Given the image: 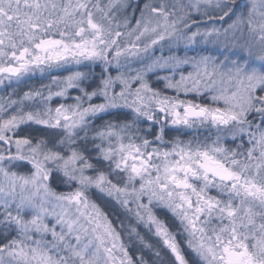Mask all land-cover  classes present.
Masks as SVG:
<instances>
[{
  "label": "snow or ice",
  "instance_id": "6c2138e0",
  "mask_svg": "<svg viewBox=\"0 0 264 264\" xmlns=\"http://www.w3.org/2000/svg\"><path fill=\"white\" fill-rule=\"evenodd\" d=\"M129 6V0H0V86L9 89L0 97V264H147L129 255L126 226L90 198L93 188L154 228L172 264H190L178 235L187 237L192 264H264V0H146L138 18L121 15ZM209 42L224 48L223 59L173 51ZM97 62L104 73L121 71L88 91L81 84L91 74L71 68ZM189 65L193 71L185 75L181 68ZM157 71L168 73L157 77L163 91L147 79ZM37 74L50 83L17 95L13 85ZM70 89L79 91L74 103L53 109V97L67 98ZM208 93L211 103L181 98ZM121 109L131 118L95 126ZM253 114L256 120L248 118ZM32 124L50 135L18 134ZM169 130L178 135L166 140ZM229 138L240 142L229 147ZM22 163L29 173L13 170ZM53 172L73 190L54 191ZM156 206L172 214L180 232L154 214ZM127 229L139 236L136 227Z\"/></svg>",
  "mask_w": 264,
  "mask_h": 264
},
{
  "label": "trees",
  "instance_id": "16d2710c",
  "mask_svg": "<svg viewBox=\"0 0 264 264\" xmlns=\"http://www.w3.org/2000/svg\"><path fill=\"white\" fill-rule=\"evenodd\" d=\"M146 1V0H142ZM94 73V78L89 77L88 82H86L87 90H93L94 88H97L100 84V75H98L99 70L97 66H94V69L92 70ZM48 80H43L42 78L39 79L38 77H33L32 79L25 80L23 84H21L19 87H16L13 85V88H16L17 95H22L24 91H27L29 88H40L41 85L47 84ZM155 87H158L155 82H152ZM9 89L4 88V90L0 91V97L6 96ZM15 98V97H14ZM129 119V114L127 111H114L110 112L108 115H104L101 119H97L95 121V126L98 123L105 122V121H124ZM19 135H30L32 137L39 138L41 136L47 138L50 135V132L46 131L44 128L38 125H29L22 127L19 130ZM193 133L190 132V134L184 135L181 138L184 140H187L191 137ZM178 133L175 131L169 130L167 135L165 136L166 140H171L172 138L176 137ZM203 136V134H201ZM246 141V139H245ZM240 141H236V143H239ZM236 143H228L227 146L229 147H235ZM91 147V144L89 145ZM247 143L245 142V148H247ZM91 155L92 157H95V152L86 153ZM92 163H96L98 166L102 167V170L107 171V166L104 163H97L95 159L91 161ZM111 178V177H110ZM50 187L57 192H68L70 191L69 185L66 184L62 179H57L56 175L52 174V177L49 181ZM95 201L101 206V208L109 214L110 219H112L117 225H119L120 221H123L124 225L126 226L125 232L122 234L124 238V243L129 249V255L133 257L135 260L138 256H143L144 259L147 261V264H172L173 258L169 254V251L163 246L162 241L155 235L151 233H146V229L143 227H137L134 223L131 222L129 217L126 216V213L124 212L123 208L118 206L115 201L112 199H104L100 197L97 194H91ZM157 217L160 218L162 221H164L167 226L172 230L174 233L177 232V220L168 212H165L163 209H160L159 211H156ZM131 225L133 227H136L137 232L139 233V236L136 234H128L127 226ZM179 236V235H178ZM140 237H143V241H141ZM4 239L3 234L0 233V242H2ZM145 244H150L153 247L147 248L145 247ZM186 255V258L189 260L190 264H192V261L194 260L193 253L186 248L184 245L181 247ZM159 250L160 251V257L157 258L154 255V251Z\"/></svg>",
  "mask_w": 264,
  "mask_h": 264
},
{
  "label": "rangeland",
  "instance_id": "374dc122",
  "mask_svg": "<svg viewBox=\"0 0 264 264\" xmlns=\"http://www.w3.org/2000/svg\"><path fill=\"white\" fill-rule=\"evenodd\" d=\"M146 2V1H145ZM144 1H142V0H129V4H130V6L124 11V12H122L121 13V15L123 16V15H129V16H132V15H134L135 17H139L140 16V8H142L143 7V4L145 3ZM167 2L169 3V4H171V3H173L174 2V0H167ZM184 2L186 3L187 2V0H184ZM241 2L242 3H247V2H249V0H241ZM194 19H199V17H196V16H194L193 17ZM132 24L134 25L135 24V19H132ZM230 22V21H229ZM210 26V25H209ZM201 27L203 28L204 27V25H201ZM193 31H195V28H193L192 29ZM239 43H243V41H239ZM173 51L174 52H177V54L178 55H180L181 57H183V56H189V57H193V56H198V55H211V56H215V57H218V59H223L224 58V55H222V53H224L225 52V50H224V48L221 46V45H219V44H214V43H211V42H209V43H207V44H204V43H197V44H195V45H190V46H188V48H185V46L183 45V44H181L180 46H179V49L177 50L176 48H174L173 49ZM157 55H160L161 53L159 52V51H157V53H156ZM163 54L164 55H169L170 53L168 52V50H167V48H165L164 49V52H163ZM236 57H231V59H235ZM96 66H97V68H98V70H99V73H98V75H100V79H102L103 78V76H106V75H111L112 77H115V76H117L118 75V73L121 71V69H117V68H115V66H113L111 69H110V71L109 72H107V73H104L103 72V64L102 63H99V62H97L96 64H95ZM95 65H89V67L88 68H83V67H81V68H79V69H77L76 67H72L71 68V70L72 71H76V70H80V71H86V72H89L91 75L89 76V77H93L94 78V73L92 72V70L94 69V66ZM139 67V65L138 64H136V63H133V64H131V68H133V69H135V68H138ZM123 71H125V72H127L128 71V69L127 68H124L123 69ZM181 71H183V73L186 75L189 71H193V69H192V67L189 65V66H183L182 68H181ZM69 73L68 72H64V71H56V72H54L53 73V75H55V76H59V77H63V76H66V75H68ZM168 73L167 72H164V71H157L155 74H149V76L147 77V79H148V81H149V83L151 84V86L152 87H154V88H157V89H160V90H164V81H157V77L158 76H163V75H167ZM179 75H180V73L179 72H177L176 73V77L177 78H179ZM34 77H38L39 79H41V77L39 76V74H37L36 76H34ZM43 80H48L47 81V84H43V85H48L49 83H50V81H51V77L49 76V77H46V78H42ZM86 82H88V79H86L85 81H83L82 82V84H81V87H85V88H87V85H86ZM152 82H155L156 84H157V86H159V88L158 87H155L154 85H153V83ZM99 86V85H98ZM136 85H134V87H135ZM4 88L5 87H3V86H0V91L1 90H4ZM95 89V88H94ZM114 89H115V91L116 92H119L120 91V85H119V82H117L115 85H114ZM52 91L53 92H56V91H59V88L58 87H56V86H53L52 87ZM89 91H92V89L91 90H89ZM48 94V89L47 88H45L44 89V95H47ZM165 94L166 95H175V93H173V92H171V91H167V92H165ZM76 95H79V91L78 90H72V89H70L69 90V92H68V97L67 98H61V97H53V99H52V101L50 102V106L54 109L57 105H59L60 103H66V104H72V103H74V101L71 99V97H74V96H76ZM211 95V93H208V94H206V95H202V96H200V97H196L195 95H190V96H188V97H181L182 99H192V100H194L195 102H197V103H211L210 102V100H209V96ZM93 102L94 103H100V102H102L100 99H94L93 100ZM37 106H39V105H37ZM213 106H215V105H213ZM220 106H222V105H220ZM114 111H119V110H113V111H111V112H114ZM121 111H127L128 112V114H129V119L131 118V113L129 112V110H127V109H121ZM103 117V116H102ZM101 117V118H102ZM100 118V119H101ZM250 120H256L257 119V117H255V115L253 114V115H250L249 117H248ZM104 122H101V123H98L96 126H99V125H101V124H103ZM32 125H35V124H32ZM142 127H147V125L145 124V125H142ZM188 134H190V132L188 133ZM202 134L203 135H207V133L206 132H202ZM81 135H83V133H81ZM91 135H92V133L90 132L89 133V137H91ZM213 137H214V134H213ZM246 139V138H245ZM228 143H230L231 142V140H230V138H229V140L227 141ZM97 143H98V141H97ZM247 146L249 147V145L247 144ZM95 155H96V152H95ZM94 164H96L95 162H94ZM97 165V164H96ZM105 165V164H104ZM97 168L98 169H100V170H102V167H100V166H98L97 165ZM14 171H17L18 173H20V174H27V173H29L30 171H31V166L30 165H28V164H24V163H22L19 167H17L16 169H13ZM53 174L54 175H56V177H57V179H62L63 181H64V178H63V176H62V174L61 173H59V172H53ZM87 175H95V173L94 172H92V171H89V172H87L86 173ZM75 187V185H72L71 187L69 186V188H70V191H72L73 190V188ZM57 192V191H56ZM57 193H61V192H57ZM97 194V195H99L100 197H102V198H104V199H112V198H110V197H107L105 194H103V193H100L97 189H95V188H93V189H91L90 190V198L94 201V202H96L95 201V199L93 198V196L91 195V194ZM212 194H215V192L213 191V193ZM113 201H115L114 199H112ZM97 203V202H96ZM98 204V203H97ZM117 204V203H116ZM99 205V204H98ZM118 206H120L119 204H118ZM101 207V206H100ZM121 207V206H120ZM122 208V207H121ZM160 209H163L165 212H168V213H170L167 209H165V208H163V207H161V206H156L154 209H153V211H154V214L157 216V214H156V211H159ZM124 210V209H123ZM124 212L126 213V216H128L129 218L128 219H130L131 220V222L132 223H134L137 227H143V228H145L146 229V233H149L150 231H151V233L153 234V235H155V229L154 228H152L151 230L145 225V224H143V223H137L136 221H135V218L134 217H131L130 216V214L129 213H127L125 210H124ZM171 214V213H170ZM30 215H31V213H28L26 216H25V218L27 219V218H29L30 217ZM172 215V214H171ZM50 219V224H51V222H54V221H51V218H49ZM160 219V218H159ZM161 220V219H160ZM176 220V219H175ZM166 224V223H165ZM167 225V224H166ZM177 232H180L181 231V229H180V225H179V222L177 221ZM133 227V226H132ZM58 231H59V229H57ZM169 230H170V228H169ZM171 232H173L172 230H170ZM176 232V233H177ZM0 233H2L3 234V228L2 227H0ZM174 233V232H173ZM14 235H16V233H15V230H13L11 233H10V235H9V239L12 237V236H14ZM156 236V235H155ZM49 239H50V237H49ZM177 239H178V241L180 242V244H181V247H182V245H184L186 248H187V245L185 244V241H186V239H187V237L185 236V235H179L178 237H177ZM3 242V241H2ZM169 251V250H168ZM169 254L171 255V253H170V251H169ZM171 257L173 258V260H174V257L171 255Z\"/></svg>",
  "mask_w": 264,
  "mask_h": 264
}]
</instances>
